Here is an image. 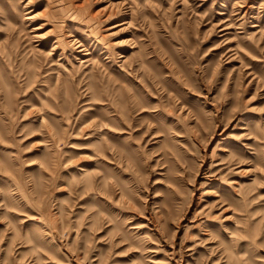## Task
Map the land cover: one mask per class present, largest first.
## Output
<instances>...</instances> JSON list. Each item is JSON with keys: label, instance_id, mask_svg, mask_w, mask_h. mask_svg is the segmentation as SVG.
Listing matches in <instances>:
<instances>
[{"label": "rangeland", "instance_id": "obj_1", "mask_svg": "<svg viewBox=\"0 0 264 264\" xmlns=\"http://www.w3.org/2000/svg\"><path fill=\"white\" fill-rule=\"evenodd\" d=\"M0 264H264V0H0Z\"/></svg>", "mask_w": 264, "mask_h": 264}]
</instances>
